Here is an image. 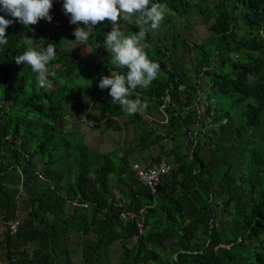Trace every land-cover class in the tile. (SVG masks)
Wrapping results in <instances>:
<instances>
[{
  "label": "trees",
  "instance_id": "trees-1",
  "mask_svg": "<svg viewBox=\"0 0 264 264\" xmlns=\"http://www.w3.org/2000/svg\"><path fill=\"white\" fill-rule=\"evenodd\" d=\"M152 2L182 16L201 0ZM200 13L212 19L206 28L215 36L214 51L188 45L181 36H171L169 46L153 44V34L172 26L170 20L147 33L145 51L160 70L147 88L138 87L130 97L147 102L145 113L129 115L112 101L110 89L101 93L97 110L110 119L99 131L124 133L119 149L105 152L86 148L81 134L66 132L61 124L63 115L76 113L71 110L83 100L80 95L89 94L86 104L94 98L102 76L127 71L97 60L111 59L103 47L110 22L94 26L85 43L97 51L84 63L96 71L95 78L83 75L94 86L90 90L60 83L74 71L80 74L82 66H68L50 86L40 87L15 57L26 50L29 38L39 44L36 35L42 30L18 21L6 29L8 44L0 46V220L5 224L0 264H75V252L81 264H113L108 253L114 242L121 249L115 264H264V0H228ZM74 31L49 32L45 48L52 40L57 48L75 41ZM123 31L139 29L130 21ZM57 48L55 64L80 58ZM183 61L194 65L196 81L187 80ZM55 64H48L49 70ZM236 106L242 109L239 125L230 114ZM125 117L127 122H116ZM128 122L148 132L127 140ZM207 143L211 152L205 159L201 153ZM135 153H147L140 162L146 166L161 158L170 166L155 195L135 177L140 169L131 168ZM37 164L44 180L35 175ZM14 186L21 187L27 210L11 236L7 223L19 214ZM72 201L88 207L74 208ZM72 238L77 245L70 244Z\"/></svg>",
  "mask_w": 264,
  "mask_h": 264
},
{
  "label": "clouds",
  "instance_id": "clouds-1",
  "mask_svg": "<svg viewBox=\"0 0 264 264\" xmlns=\"http://www.w3.org/2000/svg\"><path fill=\"white\" fill-rule=\"evenodd\" d=\"M52 6V0H0V11H2V13H0V46L8 44L6 29L11 26L14 21H18L25 26H34L41 19H46L51 22L52 16L49 13ZM63 10L66 15L70 14L71 24L78 25L82 23L85 25L84 28L77 27L73 32L75 42H78V44H85L89 40L95 33L94 26L98 23L105 20L111 23L112 30L105 35L103 47L111 54L110 65L114 64L118 68H126L127 71L124 73L110 72V75L102 76L98 87L101 90L110 89L109 95L112 97V101L118 103L122 110L129 115L135 114L141 109L146 108L147 102L142 101L139 95H137L135 99L130 97H132L138 87L147 88L158 76L160 64L149 59L145 51L149 46L146 40L147 33L155 31L160 27L167 11L166 5L153 3L152 0H64ZM3 12L9 17H12V19H7L9 17L5 18ZM132 18H134L139 31L126 35L122 30L120 21L126 22ZM41 33L45 41L51 37L46 32L41 31ZM32 43V39L29 38L28 45L32 47L27 46L26 50L22 54L17 55L15 59L16 63L20 64L19 68L22 70H30L32 73L31 77L37 79V83L40 87L50 86V81H52L53 78L58 74L62 75L61 70L69 71L67 67H73L70 63H64L63 66L55 64L53 67L54 71L49 70L47 65L55 58L56 45L54 43H49L46 48L43 47L37 50L36 47H38V44ZM100 46V44H97V47ZM69 76L74 77L72 73L66 75L68 80L71 79ZM82 95H80V97ZM80 108L82 109L81 112ZM71 111L77 112L78 115L76 118L78 119V123L83 122L89 129L99 130V127L104 123L103 121H98L96 118H84L86 111L80 104H78L76 110L73 109ZM68 118L69 116L65 117V115H63L62 120L69 122ZM161 159H159L158 162ZM158 162L148 168L155 166ZM148 168L140 169L146 170ZM39 169H41V167L37 164L35 175L39 180H44L45 176L38 171ZM155 193L152 194L155 195ZM71 206L84 210L88 207V204L72 201ZM19 223L20 221L18 218L7 223V229L11 236L18 232ZM12 226L16 228L15 232L11 230ZM141 230L142 225L140 231Z\"/></svg>",
  "mask_w": 264,
  "mask_h": 264
},
{
  "label": "rangeland",
  "instance_id": "rangeland-1",
  "mask_svg": "<svg viewBox=\"0 0 264 264\" xmlns=\"http://www.w3.org/2000/svg\"><path fill=\"white\" fill-rule=\"evenodd\" d=\"M227 4L228 0H201V2H198L196 7L193 8L187 15H182V16H172L173 14H171L169 11H166L165 20H170L172 22V26H170L168 29L167 27H164L161 29V32H157L155 34H153L152 36V41L153 44L157 45V46H169V41L171 40V36H181L183 39H185L186 43L188 45L191 44H195V45H206L207 48L210 51H214L215 48V36L210 34L207 31V23L209 21H211L212 19L208 18V19H204V16L200 13L201 11H212L213 7L216 6V4ZM52 8L50 9V15L52 16V20L51 22H49L46 19H41L38 21L37 24H35L34 26H38V28H40L43 32H46L48 35L51 36V34H49V32H61L62 29L64 28H70V29H76L78 25H73L70 23V19L65 16V14L63 13V1L62 0H52ZM0 13H2V11H0ZM3 14L5 15L4 17L7 18L9 17L8 15H6L4 12ZM208 15H206L207 17ZM8 19H12V17H9ZM135 22V20H128V21H120L121 25H122V30H126L128 27L129 22ZM109 28L112 30V26L111 23L109 24ZM52 37V36H51ZM36 39L39 40V44L38 47H36L37 50L41 49V48H45V45L43 43V36L42 33H37L36 35ZM47 39V38H46ZM25 43L27 44V46H31L28 45V41H25ZM35 41H33L32 44H34ZM52 43H56L55 40H52ZM32 47V46H31ZM57 47H55L56 49ZM68 49L72 52H74L76 55H79V60H72V59H67V61H63L65 63H70L73 67H81L80 70V74L77 71L73 72V76L71 77V79H61L60 83L62 85H66L67 83V87H78V86H84L87 87L88 90H90L91 88H93L94 86L88 85L89 83H91V81H89L88 78H85L83 75L86 73H91L93 78H95L96 76V71L93 70V66L90 64H84L91 56L93 57V55L97 56V51L92 49H90V46L85 45V44H78V42L72 41V40H68L66 41L63 45H61L59 48L57 49ZM101 53L103 54V50H101ZM91 54V55H90ZM56 55V54H55ZM230 56L232 57L233 54L231 53ZM56 57L51 60L50 62L52 63H56ZM98 61L101 62V66H105L110 64L111 59H106V60H101V59H97ZM62 64V63H61ZM60 64V66H61ZM68 66V65H67ZM194 65H190L187 61H183L182 62V67L183 69H185V71H187L186 74V78L187 80H191V82L196 81L195 78V70H194ZM113 67H116L115 65ZM80 75L82 77L77 78V76ZM87 77V76H86ZM88 79V80H87ZM59 84L58 80L56 81ZM100 82V81H99ZM207 82V79H203L202 80V87L205 85V83ZM96 88V95L94 96L93 99H89L90 102H88V104H86V100L85 98H89V94H86L85 96H81V102L80 104H85V106L83 107V109L86 111L84 118L88 119L89 118H96L98 119V121L100 122H104L106 119H110L109 115H101L98 110H97V99H101V93L106 90H101L98 86L95 87ZM56 89H59V86L56 87ZM87 90V91H88ZM108 90V89H107ZM207 92L204 91V93H202V96L200 98V109L203 110L205 108L204 103V98L202 99V97L206 96ZM105 96L107 97V92L105 94ZM223 101V107L225 108V99L222 100ZM73 102V101H72ZM210 103L213 105L215 103V99L212 97L210 100ZM78 104L79 101L77 103V106L74 107V110H76L78 108ZM205 110V109H204ZM230 114L232 115V120L233 123L235 125H239L242 122V116H241V112L242 109L240 106H236L235 108H232L230 110ZM142 113L144 112V109L141 110ZM78 115V113L76 112L73 116L68 118L69 122H65L63 121V123L61 124L62 128L64 131L69 132L71 131V133H77V134H81V136L83 137L84 140V146L88 149H95L96 151H109L111 149H119L118 147L120 145H122L123 142V132H114L112 130H109L105 133H101L98 129H89L87 128L83 122L78 123V119L76 118ZM83 117V116H82ZM77 122V123H75ZM116 122L118 123H125L127 122L126 117L125 118H117ZM128 127H125L127 129L126 133L127 136L125 135V138L128 140L131 139L133 140V138L137 137L138 135L141 134H145L148 131L147 130H143L139 125L136 124H132L130 122L127 123ZM148 127L151 129L152 128V124L149 123ZM253 132V131H252ZM254 133V132H253ZM259 136V135H258ZM199 143L202 145L204 142L201 138L198 139ZM134 142V140H133ZM167 148V147H166ZM90 149V150H91ZM151 156H153L156 152L154 151V149L151 147ZM210 148H209V144L207 143L206 146L203 148L201 156H205V159H208L210 156V152H209ZM214 150V149H213ZM113 151H116L115 149ZM121 151V150H120ZM209 152V154H208ZM150 154V153H149ZM144 157L147 156V153H145L143 155ZM143 156L140 153H135L133 155V157L130 159L131 162V168L132 170H135L137 168H145L147 163L141 164L140 162H142ZM148 157V158H151ZM114 158V157H113ZM144 160V159H143ZM146 160V159H145ZM150 161V160H147ZM143 163V162H142ZM13 190H17L19 192V198L17 199V205H18V210H19V214H18V219L21 221L24 217H26V205H25V200H24V194L21 190V188L19 186H14ZM113 193H117L116 190L113 191ZM5 230V224L0 220V233L3 232ZM74 244L77 245L78 241L76 240V238H72V242H70V244ZM71 244V245H72ZM72 248H74V246H72ZM120 243L119 242H114L109 249V260L115 264L117 262V259L120 255ZM73 261L75 262V264H81V262L77 259L79 258V253H73L71 254Z\"/></svg>",
  "mask_w": 264,
  "mask_h": 264
},
{
  "label": "built area",
  "instance_id": "built-area-1",
  "mask_svg": "<svg viewBox=\"0 0 264 264\" xmlns=\"http://www.w3.org/2000/svg\"><path fill=\"white\" fill-rule=\"evenodd\" d=\"M170 170L169 165L166 160L163 158L156 164L155 166L148 168L146 170L138 169L136 171V177L138 181L143 185L148 187L151 192L154 194L156 192V188L160 183L161 178L166 175ZM121 218H125V214H121ZM139 230L141 229V225H137ZM11 230L15 232L16 228L14 226L11 227Z\"/></svg>",
  "mask_w": 264,
  "mask_h": 264
},
{
  "label": "crops",
  "instance_id": "crops-1",
  "mask_svg": "<svg viewBox=\"0 0 264 264\" xmlns=\"http://www.w3.org/2000/svg\"><path fill=\"white\" fill-rule=\"evenodd\" d=\"M147 159L149 160V158H147ZM147 162H149V161H147ZM145 165H146V164H145ZM148 167H150L149 164H148V166H146L145 168H148Z\"/></svg>",
  "mask_w": 264,
  "mask_h": 264
}]
</instances>
